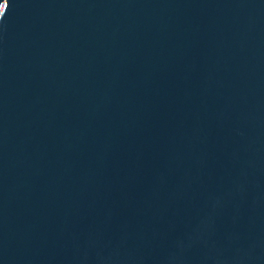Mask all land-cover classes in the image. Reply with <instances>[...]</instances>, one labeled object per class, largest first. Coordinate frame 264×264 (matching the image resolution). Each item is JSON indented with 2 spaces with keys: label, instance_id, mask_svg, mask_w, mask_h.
<instances>
[{
  "label": "water",
  "instance_id": "obj_1",
  "mask_svg": "<svg viewBox=\"0 0 264 264\" xmlns=\"http://www.w3.org/2000/svg\"><path fill=\"white\" fill-rule=\"evenodd\" d=\"M0 264H264V0H0Z\"/></svg>",
  "mask_w": 264,
  "mask_h": 264
}]
</instances>
